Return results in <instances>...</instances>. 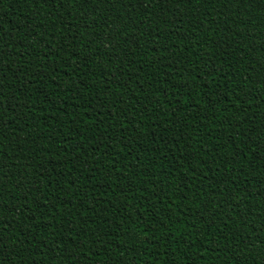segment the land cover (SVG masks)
<instances>
[{"label":"trees","instance_id":"obj_1","mask_svg":"<svg viewBox=\"0 0 264 264\" xmlns=\"http://www.w3.org/2000/svg\"><path fill=\"white\" fill-rule=\"evenodd\" d=\"M3 264H264V0H0Z\"/></svg>","mask_w":264,"mask_h":264},{"label":"snow or ice","instance_id":"obj_2","mask_svg":"<svg viewBox=\"0 0 264 264\" xmlns=\"http://www.w3.org/2000/svg\"><path fill=\"white\" fill-rule=\"evenodd\" d=\"M0 264H3V253H0Z\"/></svg>","mask_w":264,"mask_h":264}]
</instances>
